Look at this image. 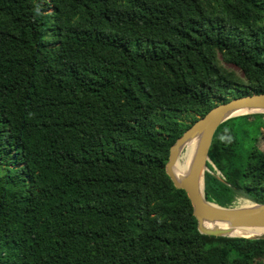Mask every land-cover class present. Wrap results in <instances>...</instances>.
<instances>
[{
    "label": "trees",
    "instance_id": "obj_1",
    "mask_svg": "<svg viewBox=\"0 0 264 264\" xmlns=\"http://www.w3.org/2000/svg\"><path fill=\"white\" fill-rule=\"evenodd\" d=\"M260 92L264 0H0V264H264V237L200 234L164 171ZM263 135L264 113L217 127L207 201L264 202Z\"/></svg>",
    "mask_w": 264,
    "mask_h": 264
},
{
    "label": "water",
    "instance_id": "obj_2",
    "mask_svg": "<svg viewBox=\"0 0 264 264\" xmlns=\"http://www.w3.org/2000/svg\"><path fill=\"white\" fill-rule=\"evenodd\" d=\"M264 113V92L231 98L211 107L193 122L168 149L164 171L175 188L185 191L200 234L261 239L264 237V202L220 206L204 197V175L208 171V149L217 127L225 120L247 114ZM194 142L186 166L176 169L184 146Z\"/></svg>",
    "mask_w": 264,
    "mask_h": 264
},
{
    "label": "rangeland",
    "instance_id": "obj_3",
    "mask_svg": "<svg viewBox=\"0 0 264 264\" xmlns=\"http://www.w3.org/2000/svg\"><path fill=\"white\" fill-rule=\"evenodd\" d=\"M225 66L229 69L235 70L238 72V70L230 64H225ZM254 148L255 150H257L258 152H260L261 154L264 155V135L260 136L257 138L255 144H254ZM189 148H185L181 154H180V158H179V165H183L185 163V160L188 156V150ZM252 201L245 195L240 194L233 202V205H244V204H248L251 203Z\"/></svg>",
    "mask_w": 264,
    "mask_h": 264
},
{
    "label": "bare ground",
    "instance_id": "obj_4",
    "mask_svg": "<svg viewBox=\"0 0 264 264\" xmlns=\"http://www.w3.org/2000/svg\"><path fill=\"white\" fill-rule=\"evenodd\" d=\"M189 148L188 150V156H187V158H186V160H185V163L183 164V165H179V159H178V162H177V164H176V169H179V170H181V169H183L185 166H186V164H187V162L189 161V159H190V157H191V155H192V152H193V149H194V142H190L187 146H184L183 147V149H182V151L185 149V148ZM181 151V152H182ZM181 154V153H180ZM179 158H180V156H179Z\"/></svg>",
    "mask_w": 264,
    "mask_h": 264
}]
</instances>
